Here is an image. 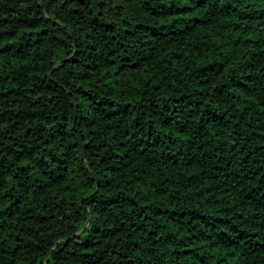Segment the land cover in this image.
I'll list each match as a JSON object with an SVG mask.
<instances>
[{
    "label": "trees",
    "instance_id": "1",
    "mask_svg": "<svg viewBox=\"0 0 264 264\" xmlns=\"http://www.w3.org/2000/svg\"><path fill=\"white\" fill-rule=\"evenodd\" d=\"M0 264H264V0H0Z\"/></svg>",
    "mask_w": 264,
    "mask_h": 264
}]
</instances>
